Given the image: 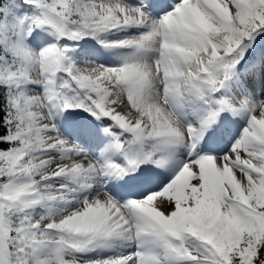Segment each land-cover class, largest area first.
I'll return each mask as SVG.
<instances>
[{
  "label": "snow or ice",
  "instance_id": "obj_1",
  "mask_svg": "<svg viewBox=\"0 0 264 264\" xmlns=\"http://www.w3.org/2000/svg\"><path fill=\"white\" fill-rule=\"evenodd\" d=\"M0 264H264V0H0Z\"/></svg>",
  "mask_w": 264,
  "mask_h": 264
}]
</instances>
